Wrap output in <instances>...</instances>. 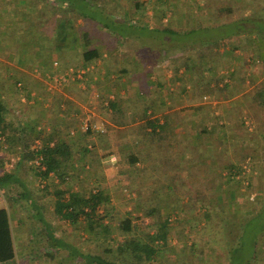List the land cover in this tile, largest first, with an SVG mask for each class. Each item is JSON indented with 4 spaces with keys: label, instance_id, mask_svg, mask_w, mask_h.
Segmentation results:
<instances>
[{
    "label": "crops",
    "instance_id": "crops-1",
    "mask_svg": "<svg viewBox=\"0 0 264 264\" xmlns=\"http://www.w3.org/2000/svg\"><path fill=\"white\" fill-rule=\"evenodd\" d=\"M194 1L201 7L191 24L190 17L195 16V11L192 14L187 12L186 17L184 13L189 9H172L170 6L172 8H162V11L155 2L133 10L122 0L113 18L117 22L114 31H108L99 22H89L85 28L89 32L91 47L100 50L102 57L89 64L93 70L87 79L79 81L70 72L88 66L82 65L79 53L82 47L81 27L85 22L81 18L74 19L76 29L71 31L69 20L74 13L68 8V3L0 0V103L7 108L6 120L17 127L27 129L36 126L46 133L57 131L63 140L76 145L72 150L74 166L70 171L71 179L63 185L64 190L87 192L90 188H98L97 181L101 187L110 185L112 188L113 180L106 177L107 172L118 169V163H123L130 155L141 159L131 172L139 171L143 175L144 189L146 186L156 189L164 176L161 168L168 160L173 162L174 170L169 176H164L162 182L165 184L178 181L180 177L184 179L187 176L188 179L190 174L192 178L188 183L192 185L194 178H200L199 174H211V141L218 136L212 126L218 128L224 123L217 122L221 118H216L218 113H213V110L222 102H211L213 98L209 103L200 102L196 91L201 83L196 88L195 85L201 82L203 75L199 72H204V69L195 62L201 57L200 61H206L209 66L206 71L210 69L216 53L211 54V44L224 38L220 36L214 42L211 35H215L214 31L219 26L211 24V18L205 19L207 15L211 17V7L216 1ZM106 13L111 15L109 10ZM166 30L172 32L169 34ZM152 36L159 37L164 46L153 50L151 40L144 44L143 37L149 39ZM219 53L216 54H224V47ZM239 60V69L232 73H239L238 80L247 76L246 60ZM56 62L58 67L54 66ZM58 72L64 75V83L49 91L46 77ZM93 90L100 91L99 100L93 98ZM244 91L233 87L220 95L230 97L228 108L224 109L223 104L220 107L222 117L227 109L229 114L231 102L238 95L248 92ZM57 99L62 101L58 106ZM244 104L239 103L241 107ZM89 112L106 122L107 131L105 135L83 139L84 148L87 145L92 147L86 152V148L77 145L84 134L79 132L71 137L70 132L78 128V116ZM153 119L167 127L161 137L153 135L152 128L147 126ZM141 127H146L143 132ZM6 145L0 144V177L13 175L18 169V165L10 166L9 162L12 157L20 156V152H10ZM215 170L218 169L215 167ZM20 176L21 189L18 187L13 194L8 192L11 188L6 192L0 191V208L13 210L12 219L22 224L25 233L29 232L24 227L27 221L34 223L32 241L35 240L33 244L39 247L40 257L47 260L55 257L53 248L48 249L53 238L63 239L64 247L79 246L84 256L104 254V241L109 236L99 230L90 232L85 226L84 245H77L80 243L76 241L79 235L76 237L74 227L55 215L57 188L51 189L50 186L58 183V179H49L50 189L47 191L37 186L34 172L27 170L25 174L21 171ZM121 177L125 178L124 175ZM129 181L138 183L137 179ZM16 187L12 186V189ZM63 224L68 226L64 231L59 229ZM84 260L79 255L69 264H85Z\"/></svg>",
    "mask_w": 264,
    "mask_h": 264
},
{
    "label": "rangeland",
    "instance_id": "rangeland-1",
    "mask_svg": "<svg viewBox=\"0 0 264 264\" xmlns=\"http://www.w3.org/2000/svg\"><path fill=\"white\" fill-rule=\"evenodd\" d=\"M172 1L173 3L170 4L171 1L167 0L168 3L158 6L165 9L170 6L173 7H170L172 9H189V11L186 10L184 13L186 17L187 12L192 14L195 11V16L190 17L189 23L191 24L196 20V11L200 9V4L196 3L194 0ZM220 1L219 3L227 4L229 7L237 9V13L221 20L215 19L212 15L211 17H209L210 15L205 16L206 20L211 18V24L217 23L216 25L219 26L218 29L214 31L215 35H211V39L215 38L214 42H216L220 39V36H223L224 39H220L223 45L216 49L215 52L220 54L219 52L224 47V54L220 56L216 53L214 54L215 60L212 59L211 61V69L213 72L207 70L206 73H204L201 70L199 74L201 76L204 74L207 78L203 79L202 76L201 82L199 81L195 85V88L198 87L203 80H207L209 86L205 84L204 86L201 85L200 91L198 92L200 102L209 103V99L213 98L211 102L215 100L222 102L224 109L225 107L228 108V98L230 97L226 98L227 96L221 97L220 95L233 87L248 92L245 95H238V97L231 102L230 107L232 109L229 114H227V109L225 115L223 117L221 116L223 110H221L220 107L222 104L219 107H215V110H213V113H218L215 117L221 118L220 121L217 122L220 123L222 121L224 123L219 125L218 128L212 126L214 134L216 133L218 136L213 137L217 140L214 139L211 141V177L206 174H199V176L200 179H204L206 176V178H212L213 181L209 184V187H216L222 183L223 177H225L226 174L228 175V171L222 170L223 165L226 166L231 162H235L239 165L241 164L243 172L241 173L242 175L236 178V181H242V185L238 189V200L237 203L234 204L233 211L239 213L242 217L249 213L253 214L254 212H262V214L249 225H244V223H242L240 227L237 229L235 228V237H230L229 239L224 238L226 241H229L227 248V246H225L226 243L224 245L219 242L220 239L225 236L224 231L219 229V223H213L211 220H208V216L206 215L207 212L204 208L202 209V207L198 205L192 208L193 202L197 204L195 201L197 198L194 195L195 191H192L191 188L193 187L195 190L204 188L203 179L201 181L198 180L195 184L193 183L191 187L183 185L187 188L181 187V189L175 190L174 197L167 198L168 200H166V203L169 202L170 205L164 206L163 212L165 215L171 213L173 207L176 208L175 212L178 213L176 219L172 218L175 222H173V226H171L172 228L170 230L171 246L167 248L161 256V261H165L167 264H183V261H189L195 256H197L198 264H232L233 261L230 260L232 254L229 253V250H237L242 244L243 248L234 256V263L245 264L248 254L250 253L251 242L256 235L259 236L257 237L259 240L257 242L259 255L253 257L252 264H264V241L262 244L264 233L261 231L264 227V107L258 106L247 98L251 93L253 94L259 89H264V0ZM126 4L128 7L129 2ZM214 11L215 10L211 7V13H214ZM233 36L237 37L233 38ZM143 39L145 40L144 44H148L147 41L151 40L153 50L164 46L163 42L160 43L161 40L159 37L152 36L149 39L148 37H143ZM243 58L246 60L247 70H245L247 71V76L246 78H240V80H238L239 73L238 75H236L237 73L232 75V73L234 70L239 69V59L243 60ZM204 64L207 65L206 61ZM214 71L216 74H214ZM209 74L211 77H209ZM230 79L232 82H229ZM220 80L224 83L219 84ZM231 96L233 97V94ZM242 102H245L243 107L239 105V103ZM211 107L213 108L214 106ZM229 118H231V120H229ZM213 120L215 124H218L215 119ZM227 124H229V126ZM215 167L218 170H215ZM118 171L119 168H115L107 172L108 176H106L113 180L112 188H109L111 187L110 185L106 187L112 198V204L108 208L110 211L109 215L111 216L106 220V223L109 222L111 226L116 225V223L122 221L128 215H132L138 219L136 222L141 226L142 230L152 235L154 229L148 227L152 224L154 218L146 215L145 208H147L148 205L151 207V204L147 202L149 199L152 197H157L158 199V197H160L157 194L155 195V193L159 194V192H156L157 189H155V191L153 187L152 189L147 186L146 189L143 188L144 177L139 171H132L131 177L124 175L125 178H122V175H119ZM126 177L128 179H126ZM129 179H137L140 185L138 183H130ZM56 184L57 183H53V185L50 186L51 189H55ZM96 185H98L96 186L98 188L102 186L99 184V181H97ZM90 190L91 188L87 191ZM187 192H190V194ZM191 197L194 200H192ZM198 200L200 203H203L202 199ZM216 201L217 200H213V203L215 204ZM183 202L185 204H183ZM175 204L177 205L174 206ZM12 211L13 210L10 211L11 214ZM105 211L107 210L103 208L101 213H105ZM210 214L211 210L208 215ZM81 225V227H79V225L73 229V231L77 233L76 237L79 235L76 241L80 243H77V245H84L83 232L85 231V225ZM230 225L232 224L229 223L228 226ZM24 227L29 230L28 233L24 232L22 224L18 223L16 219H12L18 264H69V262L75 259L77 255L76 252L81 253L82 251L79 246L64 247L62 245L63 242H61L63 239L61 238H59L61 241H59V239H51L48 249L51 250V247L53 248L55 257L47 260L45 257H40L39 247L33 244L35 242V240L32 241L34 223L27 221ZM66 228H68L66 224L59 227V229L63 231L66 230ZM111 229L113 230V228ZM112 234H114V236L116 235L113 232L111 235ZM37 240L36 238V241ZM106 240L107 239L104 241L103 249L107 247L105 243ZM229 246H231V248Z\"/></svg>",
    "mask_w": 264,
    "mask_h": 264
},
{
    "label": "trees",
    "instance_id": "trees-1",
    "mask_svg": "<svg viewBox=\"0 0 264 264\" xmlns=\"http://www.w3.org/2000/svg\"><path fill=\"white\" fill-rule=\"evenodd\" d=\"M55 1H66L68 3V8L73 11L74 14L72 15V19L69 20V27L71 31L74 32L76 29L74 19L77 20L81 18L85 22V25L81 27L85 30L82 29V33H80V43L82 44V47L79 53L82 65H89L95 61H98L102 57V54L100 50L91 47L89 32L85 27L89 22H99L103 24L108 31H114V26L117 24V22L113 20V18L115 17L114 15L117 14L116 11L118 8L121 7V0H116L115 3L113 0ZM122 1H125V3L129 2V6L133 10H139L143 5H145L143 0ZM219 2L221 1L217 0L214 4L212 3L214 5H212V8L215 11L211 15L215 19L221 20L237 13V9L234 7H229L227 4H222ZM166 3L167 2L164 0H156L155 5L157 4L156 7L160 8L158 5ZM106 10H109L111 15L107 14ZM166 32H169L170 34L172 31L166 30ZM221 45L222 44H220V42L211 44V54L215 53V50L221 47ZM200 59L202 58L198 57V61L195 63L201 65L204 69V73H206V68H209V66L202 63V60L200 61ZM208 70L213 72L211 68ZM202 75L203 79L207 78V76L204 74ZM204 81H206V83H204ZM220 83L222 84L224 82L220 80L219 84ZM204 84L209 86V82L207 80L202 81L201 85L204 86ZM199 91L200 87L196 91L197 95ZM247 98L250 99L249 101L254 102L258 106L264 107L263 88L255 91L253 94L251 93ZM61 102L62 101H60V99H57L56 105L58 106ZM6 114V106L0 103V130L6 137V143L9 147L8 151L20 152V156H17L19 158L17 163L18 169L15 171V173L13 175L6 174L0 177V191L6 192L7 189L11 188L8 192L9 194H13V191H16L18 187L21 189V185L19 183L21 177L20 172L22 171L26 174L27 170H29V162L36 157V142L41 141L42 149H40L39 152L45 155V165L47 167V172L44 174V176L47 177L50 173H54L56 178L59 180L57 187L55 186V188H57L55 189V194L57 196L55 203V215L70 223L74 228L84 224L87 227V230L90 232L101 230L105 235L109 236L105 242L107 247L104 249L103 255L84 256L79 253L76 255L75 259L80 255V257L85 259V264H167L165 261H161V256L163 255L164 251L171 246L170 230L172 228L171 226H173V222H175L172 220V218L176 219L178 217V213L175 212L176 208L173 207L171 213L167 215L164 214V206L170 205L169 202L166 203V200L168 199L167 197L165 198V194L169 195L168 198H173L175 190L179 188L181 189V187L187 188L184 187L185 185L191 187L193 184L190 185L188 183L189 179L192 178L190 174H188V179L187 176H185L184 179H181L182 177H180L178 181L172 179V183L165 184L162 182V180L163 178L169 176L171 172H173L174 165L172 166L171 163L173 162L168 160L162 166L161 170L164 172L163 175L165 177L163 176L162 180H160L159 184H157V187H155L157 189V191H155L159 192V194L155 193V195L157 194L161 198L158 197L157 199V197H152L147 201L149 204H151V207L148 205V207L145 208L146 215L154 218L152 224L150 226L148 225V228L154 229V233H152V235L142 230L141 226L136 222L138 219L132 215H128L125 219L116 223V225L111 226L109 222L106 223V220L111 216L109 215L110 211L108 208L112 204L111 195L107 188L100 187L83 193H74L72 189L64 190L62 188L63 185L69 183V180L71 179L70 171H73L72 169L74 166L72 150L76 145L70 141L63 140L61 138V134L57 131L46 133L43 130L37 129L36 126H32L27 129L25 127H17L15 124L6 120ZM147 126L152 128V134L156 135L157 137H161V135L167 131L166 125L158 124V120L156 119L150 120ZM145 128L146 127H141V131L143 132ZM82 134H84L82 135V140L79 141L77 145H81L83 147V139L86 137H91L94 134L90 132ZM16 137H18V139H15ZM85 148L84 149L86 152L92 150V147L88 148V145ZM139 161H141V159L134 155L128 156L126 159H124L123 163H118L120 165L118 174L131 177V168L135 167ZM127 167H129V169ZM222 167V170L228 171V175L226 174V176L223 177L222 183L216 187H209V184H211L213 179L206 177L210 176L211 174H207L204 179L194 178V184L198 182L197 180L201 181L203 179L202 181H204V188H201L200 190H195L193 187L191 188L192 191H195L194 195L197 198L195 200L197 204H194L195 202H193L192 208L196 207V205L202 207V209L204 208L207 212L206 215L208 216V220H211L213 223H219H217L219 225V229L224 231L225 235L222 239H220L219 242L224 245L226 243L225 246L228 248L229 241H226V239L236 236V233L234 232L235 228L237 229L240 227L242 223H244V225H249L251 222L256 220V218L260 217L262 212H254L253 214L249 213L242 217L239 215V213H235L233 211V207L235 206L234 204H236L238 200V189L242 185V181H236V178L242 175L241 173L243 172V167L241 164L239 165L235 162H231L226 166L223 165ZM35 174L37 175L38 173L35 172ZM158 176L160 177L162 175L158 174ZM12 186L17 187L12 189ZM48 189L49 187H47L45 190L48 191ZM187 193L190 194V192ZM198 199H202L203 203H200ZM192 200L194 199L192 198ZM213 200H217L215 204L213 203ZM183 204L185 203L183 202ZM103 208L107 210L105 213H101ZM210 210L211 214L208 215ZM229 223L232 225L228 226ZM111 228H113V230ZM261 231L264 233V227ZM112 232L116 235L114 236L113 234L112 236ZM257 237L259 236H254L253 241L251 242L250 253L248 254L245 264H252L253 257L259 255L257 249V242L259 240ZM59 241L61 240L59 239ZM263 241L264 240H262V244ZM229 247L231 248V246ZM241 248H243V244L240 246V248H237V250H229V253L232 254V257L230 258V260L233 261L232 264H235L234 256L241 251ZM183 262V264H198L197 256L189 261ZM0 264H18L15 239L12 229V217L9 209L6 207L0 208Z\"/></svg>",
    "mask_w": 264,
    "mask_h": 264
},
{
    "label": "built area",
    "instance_id": "built-area-1",
    "mask_svg": "<svg viewBox=\"0 0 264 264\" xmlns=\"http://www.w3.org/2000/svg\"><path fill=\"white\" fill-rule=\"evenodd\" d=\"M144 3H152L156 2V0H143ZM135 24H137L135 22ZM55 67H58L59 64L56 62L54 64ZM93 70V66L88 65L84 68L71 70V75L75 80L84 81L87 79V76ZM64 75L61 73H56V75H47L46 83L49 91H54L58 87H60L64 83ZM92 96L95 100H99L101 98V93L99 90H93ZM108 106V103H107ZM78 128L74 129L70 132L71 137H75L78 132L82 133H92L94 135H105L107 131L106 122L104 120L96 119V115L92 112H89L85 115L78 116ZM0 144L3 146H7L6 137L0 130ZM42 149V142L37 141L35 145L36 157L29 162L28 166L30 171L38 173L36 176V183L39 188L45 190L49 185V179L51 177H55L54 173H50L47 177L44 174L47 172V167L45 165V155L41 154L39 150ZM18 157H12L9 165L16 166L18 163ZM57 179V178H56ZM148 223V221H147Z\"/></svg>",
    "mask_w": 264,
    "mask_h": 264
},
{
    "label": "clouds",
    "instance_id": "clouds-1",
    "mask_svg": "<svg viewBox=\"0 0 264 264\" xmlns=\"http://www.w3.org/2000/svg\"><path fill=\"white\" fill-rule=\"evenodd\" d=\"M115 161H113V163H114Z\"/></svg>",
    "mask_w": 264,
    "mask_h": 264
}]
</instances>
